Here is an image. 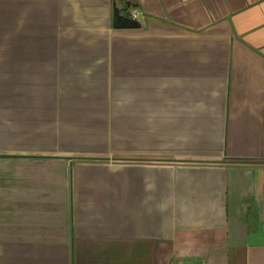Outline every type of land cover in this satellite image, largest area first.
Masks as SVG:
<instances>
[{"label":"crops","instance_id":"crops-1","mask_svg":"<svg viewBox=\"0 0 264 264\" xmlns=\"http://www.w3.org/2000/svg\"><path fill=\"white\" fill-rule=\"evenodd\" d=\"M178 260L264 264V0H0V264Z\"/></svg>","mask_w":264,"mask_h":264},{"label":"water","instance_id":"water-1","mask_svg":"<svg viewBox=\"0 0 264 264\" xmlns=\"http://www.w3.org/2000/svg\"><path fill=\"white\" fill-rule=\"evenodd\" d=\"M127 13H128V11H127ZM115 23L120 28H134V27H138L140 25L139 22H137L136 20H134L130 17L121 16L119 8L115 9Z\"/></svg>","mask_w":264,"mask_h":264},{"label":"built area","instance_id":"built-area-1","mask_svg":"<svg viewBox=\"0 0 264 264\" xmlns=\"http://www.w3.org/2000/svg\"><path fill=\"white\" fill-rule=\"evenodd\" d=\"M132 16L134 17V18H136L137 16H138V13L137 12H133L132 13ZM167 264H184L182 261H171V262H169V263H167Z\"/></svg>","mask_w":264,"mask_h":264}]
</instances>
